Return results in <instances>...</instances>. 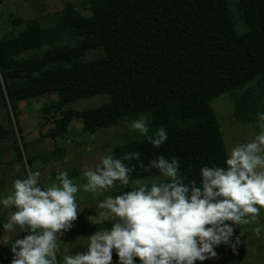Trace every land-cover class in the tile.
Instances as JSON below:
<instances>
[{
	"label": "trees",
	"instance_id": "obj_1",
	"mask_svg": "<svg viewBox=\"0 0 264 264\" xmlns=\"http://www.w3.org/2000/svg\"><path fill=\"white\" fill-rule=\"evenodd\" d=\"M86 2L90 15L65 4L50 14L52 24L47 26L37 17L9 14L10 27L0 36V103L6 118L21 132L19 102L56 93L58 117L47 131L51 139L65 135L73 118L94 133L145 114L150 131L163 126L168 140L153 148L143 137L128 139L115 145L112 154L136 151L144 164L157 154L175 157L186 179L198 180L201 165H222L226 149L211 99L227 92L235 103L233 116L255 120V92L245 86L255 79L256 88L264 91V0H237L247 26L243 33L235 29L228 0ZM65 35L73 45L57 44ZM96 49L99 56L83 59ZM96 94H108L110 100L91 109H63ZM14 130L0 120V139ZM11 147L21 160L24 144ZM5 150L0 147V157ZM133 165V179L155 172ZM81 213L72 234L92 230L90 210ZM10 260V252L0 251V264Z\"/></svg>",
	"mask_w": 264,
	"mask_h": 264
},
{
	"label": "clouds",
	"instance_id": "obj_2",
	"mask_svg": "<svg viewBox=\"0 0 264 264\" xmlns=\"http://www.w3.org/2000/svg\"><path fill=\"white\" fill-rule=\"evenodd\" d=\"M150 124L142 115L128 128L159 148L168 133L163 126L153 133ZM255 126L250 140L227 150L222 165H201L198 180L186 179L175 157L157 154L144 164L136 151L117 157L110 149L81 169L85 183L59 170L45 186L39 170H26L0 196V209L9 211L0 229L16 234L9 264H203L222 245L236 254L239 226L264 211V111L256 112ZM133 162L158 179H133ZM80 192L104 198L86 244L62 250L82 215Z\"/></svg>",
	"mask_w": 264,
	"mask_h": 264
},
{
	"label": "rangeland",
	"instance_id": "obj_3",
	"mask_svg": "<svg viewBox=\"0 0 264 264\" xmlns=\"http://www.w3.org/2000/svg\"><path fill=\"white\" fill-rule=\"evenodd\" d=\"M87 0H0V36H2L10 27L9 14L13 16H22L24 18L37 17L44 26L51 25L50 14L61 10L65 4L73 5L82 14L90 15L87 8ZM230 3V12L234 20L235 29L239 33L246 31L241 10L237 5V0H228ZM51 23V24H50ZM58 45H73L74 41L66 35L57 42ZM100 49V48H99ZM102 51V49H100ZM90 50L84 56V60H91L101 54V51ZM40 50H32L24 55L28 57L38 54ZM256 80L250 81L245 89L252 88L253 95L256 98L254 110L264 111L259 102L264 103V91H259ZM237 95L240 96V92ZM57 94L50 93L38 98L25 99L19 102V114L17 119L22 131L19 132L13 120L6 118V111L0 103V120L5 127H13V133H9L6 139H0V147L5 148L4 154L0 157V196H6L11 190V182L16 178L25 175L21 165L26 170H39L41 180L47 186L51 179L59 170H67L69 177L74 183H85L81 169L83 167H94L99 162L101 156L109 153V149L128 139L140 137L137 133L129 130L128 124L133 119L145 114H139L129 120H121L118 124L109 128L98 129L94 133L86 131L79 118H73L68 131L63 136L51 139L47 136V131L53 126L56 114ZM110 100L108 94H96L93 96L79 98L66 104L63 109L85 110L100 106ZM211 107L219 123L222 133L223 143L226 152L237 143L250 140L258 129L255 126V120L252 122L240 121L233 116L235 103L232 101L229 93H222L211 99ZM147 117V116H146ZM148 119V118H147ZM15 142L19 145L24 144L22 159L17 156L16 151L11 147ZM186 172L192 171V168H186ZM55 173V174H54ZM144 181L158 179L154 174L139 177ZM103 195L94 198L91 193L80 192L78 200L80 211L84 208L90 210L89 220L95 215V205L98 200L103 199ZM8 210L0 209V223L6 222ZM73 228H76V224ZM256 229H259L257 232ZM240 234L241 245L236 254H232L225 246H220L216 251L217 258L206 260L203 264H264V211L260 213L257 220L249 225H241L237 230ZM15 235V232H7L0 229V251L4 250L9 239ZM86 234H67L65 241L61 242L62 250L75 247L76 244H86Z\"/></svg>",
	"mask_w": 264,
	"mask_h": 264
}]
</instances>
